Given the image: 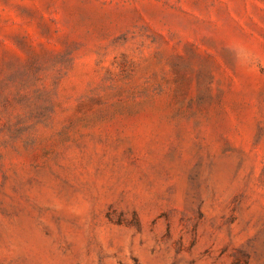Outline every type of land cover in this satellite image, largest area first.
<instances>
[{"label":"rangeland","instance_id":"1","mask_svg":"<svg viewBox=\"0 0 264 264\" xmlns=\"http://www.w3.org/2000/svg\"><path fill=\"white\" fill-rule=\"evenodd\" d=\"M0 264H264V0H0Z\"/></svg>","mask_w":264,"mask_h":264}]
</instances>
